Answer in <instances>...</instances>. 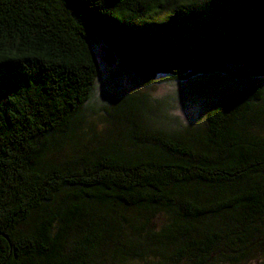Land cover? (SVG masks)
Instances as JSON below:
<instances>
[{
	"label": "trees",
	"instance_id": "obj_1",
	"mask_svg": "<svg viewBox=\"0 0 264 264\" xmlns=\"http://www.w3.org/2000/svg\"><path fill=\"white\" fill-rule=\"evenodd\" d=\"M0 264H264V0H0Z\"/></svg>",
	"mask_w": 264,
	"mask_h": 264
},
{
	"label": "rangeland",
	"instance_id": "obj_2",
	"mask_svg": "<svg viewBox=\"0 0 264 264\" xmlns=\"http://www.w3.org/2000/svg\"><path fill=\"white\" fill-rule=\"evenodd\" d=\"M96 54L102 63V71H101V78H100V89L105 90L107 88H110L111 86H114L112 83V71H114L115 67H110L105 62L108 60V54L103 49V47L96 48ZM123 89L131 90L132 87L128 82H121ZM135 92H138L139 94H146L151 98L159 99L163 98L167 95H173L177 93L186 94L190 92V85L189 84H178V85H158L148 91L144 90H136ZM187 97L183 100L182 104L178 106L176 109V114L184 120L186 123H188L191 127L196 128L200 124V109H201V103L196 100L191 95H183Z\"/></svg>",
	"mask_w": 264,
	"mask_h": 264
},
{
	"label": "water",
	"instance_id": "obj_3",
	"mask_svg": "<svg viewBox=\"0 0 264 264\" xmlns=\"http://www.w3.org/2000/svg\"><path fill=\"white\" fill-rule=\"evenodd\" d=\"M105 51L108 54V60L106 62L113 66L116 62L114 56L108 50H105Z\"/></svg>",
	"mask_w": 264,
	"mask_h": 264
}]
</instances>
